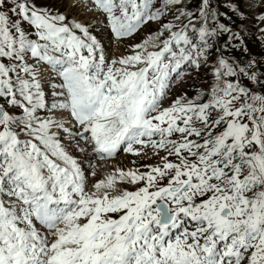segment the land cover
I'll use <instances>...</instances> for the list:
<instances>
[{
  "label": "snow or ice",
  "instance_id": "snow-or-ice-1",
  "mask_svg": "<svg viewBox=\"0 0 264 264\" xmlns=\"http://www.w3.org/2000/svg\"><path fill=\"white\" fill-rule=\"evenodd\" d=\"M0 264H264V0H0Z\"/></svg>",
  "mask_w": 264,
  "mask_h": 264
},
{
  "label": "rangeland",
  "instance_id": "rangeland-1",
  "mask_svg": "<svg viewBox=\"0 0 264 264\" xmlns=\"http://www.w3.org/2000/svg\"><path fill=\"white\" fill-rule=\"evenodd\" d=\"M127 161H125V163H126Z\"/></svg>",
  "mask_w": 264,
  "mask_h": 264
}]
</instances>
